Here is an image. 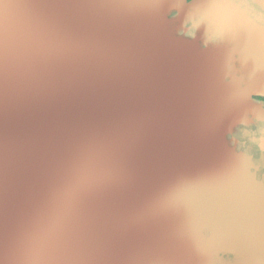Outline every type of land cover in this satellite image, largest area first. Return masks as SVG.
Returning <instances> with one entry per match:
<instances>
[{"label": "water", "instance_id": "obj_1", "mask_svg": "<svg viewBox=\"0 0 264 264\" xmlns=\"http://www.w3.org/2000/svg\"><path fill=\"white\" fill-rule=\"evenodd\" d=\"M0 16V264H264L260 0H4ZM81 147L117 180L66 207L55 182Z\"/></svg>", "mask_w": 264, "mask_h": 264}, {"label": "snow or ice", "instance_id": "obj_2", "mask_svg": "<svg viewBox=\"0 0 264 264\" xmlns=\"http://www.w3.org/2000/svg\"><path fill=\"white\" fill-rule=\"evenodd\" d=\"M264 4V0H260ZM4 0H0V5ZM5 46V27L0 16V59ZM117 180L116 170L111 159L104 153L81 147L74 150L56 178L55 188L62 203L71 207L77 201L95 194ZM169 201L158 198L160 208L168 206Z\"/></svg>", "mask_w": 264, "mask_h": 264}, {"label": "flooded vegetation", "instance_id": "obj_3", "mask_svg": "<svg viewBox=\"0 0 264 264\" xmlns=\"http://www.w3.org/2000/svg\"><path fill=\"white\" fill-rule=\"evenodd\" d=\"M256 101L261 102L264 105V99H256Z\"/></svg>", "mask_w": 264, "mask_h": 264}]
</instances>
